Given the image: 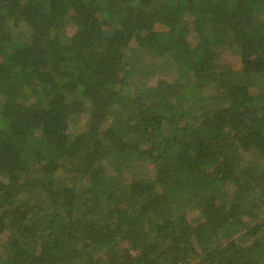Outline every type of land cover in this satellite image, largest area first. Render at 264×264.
<instances>
[{
    "label": "trees",
    "instance_id": "16d2710c",
    "mask_svg": "<svg viewBox=\"0 0 264 264\" xmlns=\"http://www.w3.org/2000/svg\"><path fill=\"white\" fill-rule=\"evenodd\" d=\"M0 264H264V0H0Z\"/></svg>",
    "mask_w": 264,
    "mask_h": 264
},
{
    "label": "rangeland",
    "instance_id": "374dc122",
    "mask_svg": "<svg viewBox=\"0 0 264 264\" xmlns=\"http://www.w3.org/2000/svg\"><path fill=\"white\" fill-rule=\"evenodd\" d=\"M219 50H220V52H221V54H220V56H221V59L222 60H224V61H226V60H228V53L227 52H225V51H223V48L222 47H220L219 48ZM156 65H158V64H156ZM137 83L138 84H141V79H139L138 81H137ZM136 86V88H138L137 86V84L136 85H134V87Z\"/></svg>",
    "mask_w": 264,
    "mask_h": 264
}]
</instances>
